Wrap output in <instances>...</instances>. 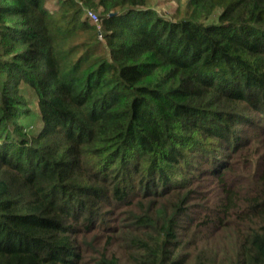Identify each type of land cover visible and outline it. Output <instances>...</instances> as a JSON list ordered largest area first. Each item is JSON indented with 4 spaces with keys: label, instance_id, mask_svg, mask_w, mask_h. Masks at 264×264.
Segmentation results:
<instances>
[{
    "label": "trees",
    "instance_id": "1",
    "mask_svg": "<svg viewBox=\"0 0 264 264\" xmlns=\"http://www.w3.org/2000/svg\"><path fill=\"white\" fill-rule=\"evenodd\" d=\"M187 9L0 0V264H264V0Z\"/></svg>",
    "mask_w": 264,
    "mask_h": 264
},
{
    "label": "rangeland",
    "instance_id": "2",
    "mask_svg": "<svg viewBox=\"0 0 264 264\" xmlns=\"http://www.w3.org/2000/svg\"><path fill=\"white\" fill-rule=\"evenodd\" d=\"M146 5L165 17H180L185 15L188 11L187 0H146ZM22 92L29 99L30 107L34 113V116L32 115L29 118H24L23 122L29 126H32L35 123H38L37 116H35L37 114L35 97L33 92L28 87L23 86Z\"/></svg>",
    "mask_w": 264,
    "mask_h": 264
},
{
    "label": "built area",
    "instance_id": "3",
    "mask_svg": "<svg viewBox=\"0 0 264 264\" xmlns=\"http://www.w3.org/2000/svg\"><path fill=\"white\" fill-rule=\"evenodd\" d=\"M88 14L91 17V19L97 20V16H96V14L93 11H89Z\"/></svg>",
    "mask_w": 264,
    "mask_h": 264
}]
</instances>
